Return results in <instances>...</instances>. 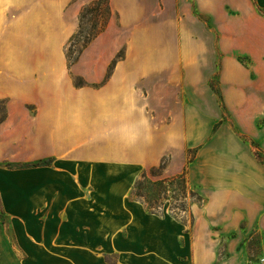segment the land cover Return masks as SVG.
Returning a JSON list of instances; mask_svg holds the SVG:
<instances>
[{
	"label": "crops",
	"instance_id": "obj_1",
	"mask_svg": "<svg viewBox=\"0 0 264 264\" xmlns=\"http://www.w3.org/2000/svg\"><path fill=\"white\" fill-rule=\"evenodd\" d=\"M90 1L0 0V161L52 158L63 181H90L76 177L74 168L89 166L99 154L111 165L128 166L123 181L130 184L165 156L169 175L177 174L175 159L195 149L188 181L204 202L193 209L184 264H264L246 249L251 236L264 232V157L251 143L264 153V89L249 85L247 68L229 58L220 66L221 98L215 93L209 81L217 70L216 33L202 16L219 29L222 19L249 11L252 1L110 0L106 28L69 68L65 47ZM73 75L87 84L76 85ZM227 111L229 119L220 122ZM51 163L29 168L47 172ZM108 199L118 200L120 209L124 195H106L100 209H111ZM3 200L0 192V213ZM85 224L78 222L74 242L41 243L39 253L24 257L5 249L0 262L68 254L81 260L89 254Z\"/></svg>",
	"mask_w": 264,
	"mask_h": 264
},
{
	"label": "rangeland",
	"instance_id": "obj_2",
	"mask_svg": "<svg viewBox=\"0 0 264 264\" xmlns=\"http://www.w3.org/2000/svg\"><path fill=\"white\" fill-rule=\"evenodd\" d=\"M251 1L253 7L249 11H234V19H222L219 29L213 25L214 21L208 14H202L207 25L216 33L217 70L209 81L216 94H221L220 66L229 58L240 61L247 68L249 85L264 89V0ZM90 17L91 14H87L85 29L89 28ZM123 55L122 49L119 58ZM4 114L5 99H1L0 116ZM228 115L229 112H225L220 122L228 120ZM219 120L214 123L212 131L220 124ZM263 122V118L259 119V123ZM99 136L102 138L105 135ZM256 149L259 157L263 158L264 153L257 147L255 152ZM194 153L195 149H189L185 159H175L172 168L175 173L183 170ZM96 157L89 166L74 168L76 177L89 175L90 181H63L53 162L47 172H41L39 169L30 170L26 165L37 160L11 161V166L6 164L8 160L0 161V192L4 197L0 213V254L10 249L17 256L24 257L28 253H39L36 247L41 243L74 242L79 233L78 222L85 221L87 229L81 232H84L83 240L89 243V254L80 256L81 260H72L76 256L68 254L60 256L59 260L47 257V260H31L28 264H184V256L191 253V230L195 220L193 209H203V205L194 203L189 211L175 209L177 214H174L169 211L168 200L165 213L157 214L131 196L132 186L142 173L147 172L151 179L157 178L149 171L152 166L143 168L138 176L136 173L133 182L126 184L123 177L129 170L128 166L111 165L99 154ZM163 160L166 163L162 173L166 176L169 175L167 166L171 159L165 156ZM160 162L153 166L157 167ZM187 178L189 180L188 174ZM116 193L124 195L121 208L115 209L112 205L113 202L116 205L118 200L108 199L111 209H100L99 201L108 194ZM186 201L190 202L188 196ZM133 206L139 207L140 211L132 209ZM53 233L55 236L51 238ZM246 249L250 259L262 263L264 232L251 236L246 242Z\"/></svg>",
	"mask_w": 264,
	"mask_h": 264
},
{
	"label": "trees",
	"instance_id": "obj_3",
	"mask_svg": "<svg viewBox=\"0 0 264 264\" xmlns=\"http://www.w3.org/2000/svg\"><path fill=\"white\" fill-rule=\"evenodd\" d=\"M87 14H91V17L88 19L90 25L89 28L85 29L84 24ZM112 15L113 11L110 0H92L81 8L78 30L71 37L66 46L67 64L69 68L79 58L83 49L106 28ZM121 55L122 49L112 60L105 80L110 76L116 60ZM73 79L76 85L87 84V81H85L81 76L73 75ZM218 96L221 98L220 93H218ZM3 118L4 116H0V119ZM251 143L257 147L253 140ZM255 153L259 156L258 150ZM191 160L192 158L187 160V164L180 173L173 175H163L162 170L164 169L166 163L164 160L161 161L157 167H150V173L157 176V178L151 179L147 172L142 173L132 186L131 196L141 201L147 209L161 215L165 213L166 201L168 200L170 201L169 211L170 213L174 212V214H177L175 209H179L180 211H189L194 203L202 205L204 202L203 196L189 183L187 178V166ZM51 161L52 158H45L26 163V165H49ZM6 164L10 166L12 165L11 162H7ZM187 196L189 197L190 202L186 201Z\"/></svg>",
	"mask_w": 264,
	"mask_h": 264
},
{
	"label": "bare ground",
	"instance_id": "obj_4",
	"mask_svg": "<svg viewBox=\"0 0 264 264\" xmlns=\"http://www.w3.org/2000/svg\"><path fill=\"white\" fill-rule=\"evenodd\" d=\"M111 202H112V200H111ZM113 203H114V204H112V205L116 208V207H117V204L115 205V202H113ZM116 203H117V202H116ZM106 204L110 206V202H109L108 200L106 201ZM112 205H111V207H112Z\"/></svg>",
	"mask_w": 264,
	"mask_h": 264
},
{
	"label": "built area",
	"instance_id": "obj_5",
	"mask_svg": "<svg viewBox=\"0 0 264 264\" xmlns=\"http://www.w3.org/2000/svg\"><path fill=\"white\" fill-rule=\"evenodd\" d=\"M260 261L264 263V255L260 258Z\"/></svg>",
	"mask_w": 264,
	"mask_h": 264
}]
</instances>
